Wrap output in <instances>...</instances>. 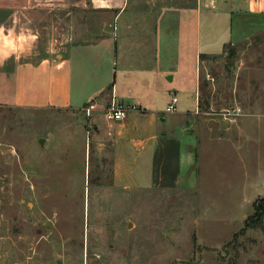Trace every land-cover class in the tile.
<instances>
[{
	"label": "rangeland",
	"instance_id": "374dc122",
	"mask_svg": "<svg viewBox=\"0 0 264 264\" xmlns=\"http://www.w3.org/2000/svg\"><path fill=\"white\" fill-rule=\"evenodd\" d=\"M247 12L202 14L198 61L172 30L139 87L150 112L106 137L116 179L101 111L0 106V264H264V214L245 224L264 198V19Z\"/></svg>",
	"mask_w": 264,
	"mask_h": 264
},
{
	"label": "crops",
	"instance_id": "0c3cea01",
	"mask_svg": "<svg viewBox=\"0 0 264 264\" xmlns=\"http://www.w3.org/2000/svg\"><path fill=\"white\" fill-rule=\"evenodd\" d=\"M240 5L264 19V0H0V106L77 110L81 103L101 106L112 97L124 102L129 96L145 115L150 110L143 107L148 103L140 85L156 81L160 48L167 49L178 33H185L186 47L190 40L196 42L192 46L198 61L201 15L232 14ZM172 30L178 32L176 37L169 36ZM89 56L101 60L100 84L98 73L85 66ZM183 56L172 60H189ZM96 115V154L111 155L116 179L120 165L106 137L112 128L122 136L128 122L105 123Z\"/></svg>",
	"mask_w": 264,
	"mask_h": 264
},
{
	"label": "built area",
	"instance_id": "2783aa9c",
	"mask_svg": "<svg viewBox=\"0 0 264 264\" xmlns=\"http://www.w3.org/2000/svg\"><path fill=\"white\" fill-rule=\"evenodd\" d=\"M174 103H176V98H172L170 104L166 107V112L175 111ZM138 110L139 108L135 104H126L115 99V97H112L109 104L105 105L103 108H97L95 104L91 102L82 107V111H84L87 116L95 111H101L102 117L107 122L121 120L125 117L126 113Z\"/></svg>",
	"mask_w": 264,
	"mask_h": 264
},
{
	"label": "trees",
	"instance_id": "16d2710c",
	"mask_svg": "<svg viewBox=\"0 0 264 264\" xmlns=\"http://www.w3.org/2000/svg\"><path fill=\"white\" fill-rule=\"evenodd\" d=\"M255 206H256V212L250 218V220H248V219L246 220V222H245L246 226L249 225L250 222H251L252 226H255L257 224L260 225L261 222H262V217H263V214H264V198L259 199V201L256 202ZM260 206H262V207H260Z\"/></svg>",
	"mask_w": 264,
	"mask_h": 264
},
{
	"label": "clouds",
	"instance_id": "9594fccd",
	"mask_svg": "<svg viewBox=\"0 0 264 264\" xmlns=\"http://www.w3.org/2000/svg\"><path fill=\"white\" fill-rule=\"evenodd\" d=\"M9 36H11V32L9 33ZM21 39H23V37H21ZM5 43H6L9 47H12L13 50H15V49H14V46L12 45V41H11L10 39L5 38ZM8 54H9V53H8L7 51H5V52L3 53L4 56H7Z\"/></svg>",
	"mask_w": 264,
	"mask_h": 264
}]
</instances>
